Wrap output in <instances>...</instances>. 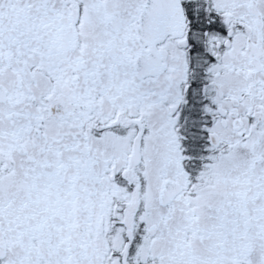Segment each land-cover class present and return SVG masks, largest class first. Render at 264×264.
Segmentation results:
<instances>
[{
    "label": "snow or ice",
    "instance_id": "obj_1",
    "mask_svg": "<svg viewBox=\"0 0 264 264\" xmlns=\"http://www.w3.org/2000/svg\"><path fill=\"white\" fill-rule=\"evenodd\" d=\"M0 264H264V0H0Z\"/></svg>",
    "mask_w": 264,
    "mask_h": 264
}]
</instances>
